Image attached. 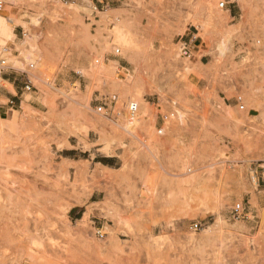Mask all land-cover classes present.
<instances>
[{"label":"rangeland","instance_id":"obj_1","mask_svg":"<svg viewBox=\"0 0 264 264\" xmlns=\"http://www.w3.org/2000/svg\"><path fill=\"white\" fill-rule=\"evenodd\" d=\"M3 2L0 264H264V0Z\"/></svg>","mask_w":264,"mask_h":264},{"label":"built area","instance_id":"obj_2","mask_svg":"<svg viewBox=\"0 0 264 264\" xmlns=\"http://www.w3.org/2000/svg\"><path fill=\"white\" fill-rule=\"evenodd\" d=\"M225 3H220L219 7L221 9L225 8ZM5 4L3 0H0V12L4 10ZM180 55L184 58H191L192 57V45L191 42L188 41H180ZM5 47H0V54L3 52H6ZM119 51L116 50V53ZM7 66L6 60L3 58H0V69H3ZM24 73V72H23ZM25 75V82L23 84V88L25 91H30L32 86V82L29 79V76L24 73ZM118 96L117 94H111V95H98L96 98V106L94 108V111L97 115L102 116L105 118L107 121L114 123L116 121V116L118 115L117 112V104H118ZM237 102H238V108L239 110H244L245 106L243 105V100L242 97H237ZM139 112V106L136 102H129L124 109V118L126 121V124L128 127L133 126L134 122L137 120ZM172 113L169 115H163L161 117V121L165 122L169 117H171ZM157 134L161 135L162 130H157ZM230 214L232 215L233 218L239 219L241 217H245L244 214V206L242 203H237L234 206L231 207ZM201 228V225L199 223H194L189 226V229L197 232Z\"/></svg>","mask_w":264,"mask_h":264},{"label":"crops","instance_id":"obj_3","mask_svg":"<svg viewBox=\"0 0 264 264\" xmlns=\"http://www.w3.org/2000/svg\"><path fill=\"white\" fill-rule=\"evenodd\" d=\"M109 6V3H106ZM112 9L111 6H109ZM231 14V10H229ZM0 19L4 20L0 17ZM3 25V22H0V27ZM14 36V34H12ZM196 35L194 30L189 31L186 34V40L191 42L192 45V54L198 52V46L195 44L194 40H196ZM23 79H19L17 76L11 75L7 71L0 72V117L2 115L8 114L10 111L15 112L14 110L21 108V104L23 103V97L26 91L23 88V84L25 82V75L23 73ZM6 84L7 87L3 86ZM92 163L94 166H100L103 168H112L114 165L113 160L111 158H104V163L102 162L103 159H94L92 158ZM97 196L94 194L91 196V204H95L98 202Z\"/></svg>","mask_w":264,"mask_h":264},{"label":"bare ground","instance_id":"obj_4","mask_svg":"<svg viewBox=\"0 0 264 264\" xmlns=\"http://www.w3.org/2000/svg\"><path fill=\"white\" fill-rule=\"evenodd\" d=\"M186 69H187L189 72L191 71L190 64L187 65Z\"/></svg>","mask_w":264,"mask_h":264},{"label":"trees","instance_id":"obj_5","mask_svg":"<svg viewBox=\"0 0 264 264\" xmlns=\"http://www.w3.org/2000/svg\"><path fill=\"white\" fill-rule=\"evenodd\" d=\"M102 162H103V163L105 162V161H104V159H103V161H102Z\"/></svg>","mask_w":264,"mask_h":264}]
</instances>
